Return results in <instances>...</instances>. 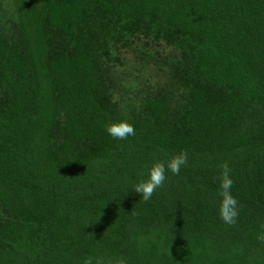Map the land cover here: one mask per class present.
Returning <instances> with one entry per match:
<instances>
[{"label":"trees","instance_id":"obj_1","mask_svg":"<svg viewBox=\"0 0 264 264\" xmlns=\"http://www.w3.org/2000/svg\"><path fill=\"white\" fill-rule=\"evenodd\" d=\"M262 226L264 0H0V264H264Z\"/></svg>","mask_w":264,"mask_h":264},{"label":"clouds","instance_id":"obj_2","mask_svg":"<svg viewBox=\"0 0 264 264\" xmlns=\"http://www.w3.org/2000/svg\"><path fill=\"white\" fill-rule=\"evenodd\" d=\"M106 131L113 138L120 140H126L136 134L135 127L125 119L110 122L106 125ZM187 163L188 153L184 150L172 154L166 161H154L147 169L146 178L140 179L134 185V191L140 195L144 202L150 201L157 189L164 186L167 179L166 173L170 172L173 175H179L181 168L186 166ZM220 169L218 214L224 223L235 225L239 216V205L237 198L232 194L234 184L231 175L232 169L227 161L221 163ZM141 175L143 176L144 173H141ZM256 238L261 243H264V231L257 234ZM84 264H93V259L89 257ZM94 264H126V260L122 256L108 260L98 257L95 259Z\"/></svg>","mask_w":264,"mask_h":264},{"label":"rangeland","instance_id":"obj_3","mask_svg":"<svg viewBox=\"0 0 264 264\" xmlns=\"http://www.w3.org/2000/svg\"><path fill=\"white\" fill-rule=\"evenodd\" d=\"M156 45H157V46L160 45V46H158V47H160V49H159L160 52H164V51H166V47H162L161 42L157 43ZM125 54H126V56H127V55H129V52L127 51V52H125Z\"/></svg>","mask_w":264,"mask_h":264}]
</instances>
